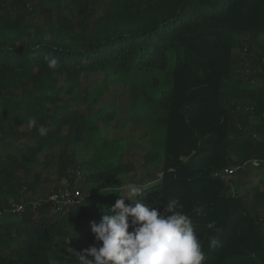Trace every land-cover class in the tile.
<instances>
[{
	"label": "trees",
	"instance_id": "trees-1",
	"mask_svg": "<svg viewBox=\"0 0 264 264\" xmlns=\"http://www.w3.org/2000/svg\"><path fill=\"white\" fill-rule=\"evenodd\" d=\"M261 36L264 0H0V264H76L130 183L183 204L203 264H264Z\"/></svg>",
	"mask_w": 264,
	"mask_h": 264
},
{
	"label": "clouds",
	"instance_id": "clouds-1",
	"mask_svg": "<svg viewBox=\"0 0 264 264\" xmlns=\"http://www.w3.org/2000/svg\"><path fill=\"white\" fill-rule=\"evenodd\" d=\"M46 59L50 69L58 67L57 58ZM29 123L34 126L36 121L33 118ZM38 130L42 136L47 134L45 127ZM143 191L135 183L127 184L123 195L116 191L119 197L109 213L91 223L99 243L76 252V264H203L204 244L183 204L178 199L162 208L144 203L137 199ZM126 200L132 203L126 204ZM208 241L210 248L220 245L218 236H210Z\"/></svg>",
	"mask_w": 264,
	"mask_h": 264
},
{
	"label": "built area",
	"instance_id": "built-area-1",
	"mask_svg": "<svg viewBox=\"0 0 264 264\" xmlns=\"http://www.w3.org/2000/svg\"><path fill=\"white\" fill-rule=\"evenodd\" d=\"M234 169L226 168L222 171H219L217 175L228 179V176L233 173ZM76 175L80 176L81 172L79 170L73 171ZM83 198V195L80 191H73L69 188H64V186H60L58 189L54 190L50 196L49 200L53 202V204L59 209L63 210L68 208L71 205L79 203ZM14 211L16 212H23L25 209L24 204H14ZM1 214V211H0Z\"/></svg>",
	"mask_w": 264,
	"mask_h": 264
},
{
	"label": "rangeland",
	"instance_id": "rangeland-1",
	"mask_svg": "<svg viewBox=\"0 0 264 264\" xmlns=\"http://www.w3.org/2000/svg\"><path fill=\"white\" fill-rule=\"evenodd\" d=\"M261 39L263 40L264 39V36H261ZM254 49H256V47L254 48ZM244 73H246V74H248L247 73V71L246 72H244ZM246 76V75H245ZM261 80L258 78L257 79V82H260ZM129 130V129H128ZM143 130V128L142 129H139V133L141 132ZM135 132V131H134ZM142 153H144V151H143V149L141 148V150L140 151H138V156H137V158H136V162L137 161H139L140 160V157H141V155H142ZM138 163V162H137ZM253 163H254V165H251L252 166V168L251 169H253V171H255V172H258V171H256V169H255V166L256 165H258V161L257 160H253ZM250 166V167H251ZM249 167V166H248ZM235 170V169H234ZM233 173H234V175H233ZM233 173H231L229 176H228V179H232V180H234L236 177H238V174L236 173V172H233ZM236 173V174H235ZM56 178H57V176H56V174L55 175H53L52 176V179H53V181L52 182H47V183H44V184H41L40 185V187L38 188V190H37V193H39L40 195H46L47 194V192H49V191H51L50 189L51 188H53V186H54V184H56ZM258 179H259V176H256L255 177V182L256 181H258ZM54 183V184H53ZM68 179H67V177H64L63 179H62V184L64 185V188H68ZM85 187V186H84ZM85 189H86V187H85ZM76 190H79V191H81L80 189H76ZM54 191V190H53ZM52 191V192H53ZM51 192V193H52ZM50 193V194H51ZM81 193H82V195H84V192L83 191H81ZM263 208H264V205H263Z\"/></svg>",
	"mask_w": 264,
	"mask_h": 264
}]
</instances>
